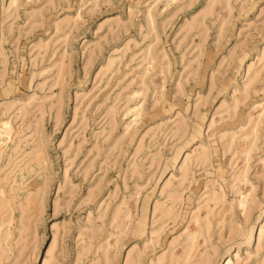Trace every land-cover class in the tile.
I'll list each match as a JSON object with an SVG mask.
<instances>
[{"label": "rangeland", "instance_id": "1", "mask_svg": "<svg viewBox=\"0 0 264 264\" xmlns=\"http://www.w3.org/2000/svg\"><path fill=\"white\" fill-rule=\"evenodd\" d=\"M225 259L264 264V0H0V264Z\"/></svg>", "mask_w": 264, "mask_h": 264}, {"label": "bare ground", "instance_id": "2", "mask_svg": "<svg viewBox=\"0 0 264 264\" xmlns=\"http://www.w3.org/2000/svg\"><path fill=\"white\" fill-rule=\"evenodd\" d=\"M261 232L262 231H259V235H261ZM235 256V255H234ZM226 261H225V264H230V260L229 259H225Z\"/></svg>", "mask_w": 264, "mask_h": 264}]
</instances>
